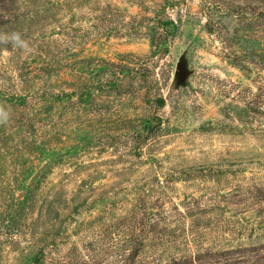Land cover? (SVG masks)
Wrapping results in <instances>:
<instances>
[{"label":"rangeland","instance_id":"obj_1","mask_svg":"<svg viewBox=\"0 0 264 264\" xmlns=\"http://www.w3.org/2000/svg\"><path fill=\"white\" fill-rule=\"evenodd\" d=\"M12 33L0 264H264V0H0Z\"/></svg>","mask_w":264,"mask_h":264},{"label":"clouds","instance_id":"obj_2","mask_svg":"<svg viewBox=\"0 0 264 264\" xmlns=\"http://www.w3.org/2000/svg\"><path fill=\"white\" fill-rule=\"evenodd\" d=\"M0 41L3 42L10 41L16 47H19L26 51H31V49L28 48V44L23 39H21L19 33H12L10 35L0 36ZM8 118H9V112L4 108H0V122H6Z\"/></svg>","mask_w":264,"mask_h":264},{"label":"water","instance_id":"obj_3","mask_svg":"<svg viewBox=\"0 0 264 264\" xmlns=\"http://www.w3.org/2000/svg\"><path fill=\"white\" fill-rule=\"evenodd\" d=\"M176 70L179 73V82L180 83H184L186 81L188 72L186 70V67L184 65V63L182 62H178L177 66H176Z\"/></svg>","mask_w":264,"mask_h":264}]
</instances>
